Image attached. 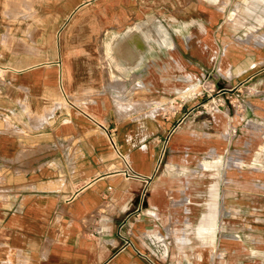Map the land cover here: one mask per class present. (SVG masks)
<instances>
[{
    "label": "crops",
    "instance_id": "crops-1",
    "mask_svg": "<svg viewBox=\"0 0 264 264\" xmlns=\"http://www.w3.org/2000/svg\"><path fill=\"white\" fill-rule=\"evenodd\" d=\"M229 1L0 0V264H183L186 240L209 241L198 257L224 240V264H264V244L249 257L231 243L264 241L250 198L264 187V42L218 55ZM248 30L256 46L264 18ZM219 92L243 103L199 115Z\"/></svg>",
    "mask_w": 264,
    "mask_h": 264
},
{
    "label": "rangeland",
    "instance_id": "rangeland-1",
    "mask_svg": "<svg viewBox=\"0 0 264 264\" xmlns=\"http://www.w3.org/2000/svg\"><path fill=\"white\" fill-rule=\"evenodd\" d=\"M222 2V3H221ZM217 4L221 6L220 7H225L223 4V1H217ZM227 8L230 9L228 12V15L225 17L224 22L227 21L229 24L234 25V31L231 32L230 35V45L231 47L225 48L219 45L217 51L218 55H222L225 57L226 55L229 54V52L237 53V51H240L244 55H248L249 53H254L259 51V46L263 44L264 42V35L261 34L259 36L258 42H256V46L251 45L254 41H256V35L259 34L258 31H250L248 30L249 27H252L253 25L257 24V19L258 18H264V16H261L260 13L264 9V0H230L228 2ZM159 31V30H158ZM130 35V32L126 33V36ZM249 41L246 43V41ZM224 50V51H223ZM237 50V51H236ZM255 50V51H254ZM141 49H138V52H140ZM139 58L137 57L136 60V65L139 63ZM205 77L203 82H208L209 76L208 73L205 72ZM218 80V79H217ZM219 81V80H218ZM236 90V93L240 95H247L249 92V89H247V85L244 83H238L234 85L233 87ZM186 89V88H185ZM223 92L215 93L213 95H210L209 97H206V99L203 98L201 100V107H200V112L198 113L199 115H204L208 116L211 119H214L215 115H224V116H230L231 111L230 108L232 106L238 108L240 103H243L241 97L237 96V94H222ZM185 97V96H184ZM186 100L183 103H188L187 96L185 97ZM173 101H171L168 104H159L158 106H153L149 107L147 111H141L142 114H158L159 116H162L166 114V112L171 109ZM119 105H128L129 102L125 101L123 97L119 98V102H117ZM174 105L176 103H173ZM212 105V108H210L208 105ZM142 106V107H141ZM131 104L130 109L132 111H139V109H144L146 108L144 104ZM208 106V107H207ZM207 107V108H205ZM211 109V111H210ZM235 111V110H234ZM233 111L234 114H236ZM197 113V111H195ZM218 117V116H217ZM164 146V145H163ZM219 160V159H218ZM208 162V158H205L202 161V169H207L208 167H204L203 164ZM244 164H248L247 161L243 160ZM238 178V177H236ZM220 181V180H219ZM220 192V191H219ZM221 193V192H220ZM217 200H220V195L219 193L216 194L215 197ZM250 198L252 199H263L264 200V187L263 189H254L250 192ZM191 203V197H188L185 194L184 198V207L183 211L185 214L189 213V208L187 207L188 204ZM149 214L153 217L156 216V213L150 211ZM220 221V219H219ZM186 224L189 223V219L186 217L185 218ZM250 223V222H249ZM262 224L257 223L255 220L251 221L250 224L246 223V227H248V232L251 233L253 236H257V231L259 230V226ZM235 227H239L238 225H234ZM199 230L201 232H208L212 231L213 228L210 226H207L204 224V222L201 223ZM187 231V230H186ZM164 236H157L156 239L158 241H162ZM188 242V245L185 246V255L183 257V264H211L212 262H215L216 264H220V257L222 258V264H224V255L222 254L224 252V246L226 243L230 241H224V240H217L216 241V250L213 255L203 257L202 254L200 257H198V253L202 251L201 253H207L209 252V241H202L201 243L198 241H193V240H186L185 243ZM232 247L234 250L236 249H250L248 256L249 257H257L258 255V248L262 247L264 244V241L262 240H249V241H244V240H234L231 242ZM212 245V243H211ZM201 248V250H200ZM245 250L243 251L244 258H245ZM204 255V254H203ZM167 262L170 264H177L176 260H172V257H166ZM234 259L236 260V256L234 255ZM238 262L236 264L241 263V257L238 256ZM179 264H180V259H179Z\"/></svg>",
    "mask_w": 264,
    "mask_h": 264
},
{
    "label": "built area",
    "instance_id": "built-area-1",
    "mask_svg": "<svg viewBox=\"0 0 264 264\" xmlns=\"http://www.w3.org/2000/svg\"><path fill=\"white\" fill-rule=\"evenodd\" d=\"M124 173L126 174V177L129 176V174L127 172H124ZM76 194H77V192L75 194H72L70 197H68L66 199V203H69L75 197Z\"/></svg>",
    "mask_w": 264,
    "mask_h": 264
},
{
    "label": "bare ground",
    "instance_id": "bare-ground-1",
    "mask_svg": "<svg viewBox=\"0 0 264 264\" xmlns=\"http://www.w3.org/2000/svg\"><path fill=\"white\" fill-rule=\"evenodd\" d=\"M130 35H127L126 37H129ZM126 47H124L123 45L120 47V51H121V54H124V52H126ZM118 52V51H117ZM122 57H124L123 55H121ZM120 60V59H119ZM116 65V64H115Z\"/></svg>",
    "mask_w": 264,
    "mask_h": 264
}]
</instances>
